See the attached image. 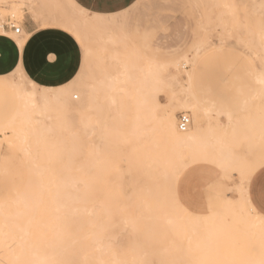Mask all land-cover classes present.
<instances>
[{"label":"bare ground","instance_id":"1","mask_svg":"<svg viewBox=\"0 0 264 264\" xmlns=\"http://www.w3.org/2000/svg\"><path fill=\"white\" fill-rule=\"evenodd\" d=\"M59 3L58 0H14L16 6L11 11L12 17L23 16L22 6L28 5L39 15L43 16L46 11L52 21L58 19L57 10L63 12L64 26L73 30L84 53L81 58L76 55L78 63L72 65L65 80L29 79L18 65L9 78L0 81V89L9 91L6 94L9 118L0 124V136H4L0 141L14 143L27 163L35 164L40 173L27 177L23 190L13 198L0 201V264H152L156 251L166 248L172 249L174 255L167 264H264V209L250 199L247 189L239 196L243 201L239 198L236 204L241 200L239 207L247 205L254 215L252 218L225 198L217 202L215 210L206 214L192 213L182 201L184 187L178 194L174 189L172 193L170 188L163 189L166 197L172 196L177 213L174 214V206L167 201L159 208L155 204L144 209L150 219L166 221L163 226L166 238L156 222L147 223L140 235L138 233L139 236L119 253L110 244L100 243L103 232L111 224L102 223L98 228L88 226L82 234L87 237L89 246L84 248L83 259L78 261L81 244L73 243L78 228L75 219L85 210L88 198L95 191H99V198H107V185L120 183L123 171L131 172L139 163L146 166L147 175L153 176L156 182L162 167L164 179L172 181L169 187L174 188L175 181L190 164H214L208 169L211 172L208 180L213 190H221L224 176L215 172L221 169L226 175L237 171L240 182L249 184L264 163V150L256 152L253 165L233 158L231 140L238 133L234 129L229 131L232 118L229 116L226 124L219 114L209 113L208 106L195 92L194 71L186 72L187 86L167 72L169 64L180 60H185L186 66L187 54L175 60H154L128 46L129 35L122 30L124 23L118 21L122 17L118 12L108 15L94 10L88 15L91 20H87L84 10L90 7L73 6L84 18L76 17L69 22L65 5ZM0 7V33L11 36L13 31L21 48L26 34L21 26L19 33L13 28L12 31L6 29V24L16 25V22L5 23L2 7L6 6ZM110 44V62H106L103 51ZM194 49L199 50V47ZM256 79L264 83V74H257ZM162 88H168L172 94L170 105L162 109V116L158 118L156 95ZM123 97L132 103L130 110ZM177 110L193 113L192 120L190 114L184 112L190 117L184 131L179 129L178 123L176 125ZM78 115L84 119L85 133H97L100 143L85 148L81 174L75 176L72 173L74 149L66 152L62 167H55L53 162L62 153L57 149L66 146L61 143L66 134L72 137L77 134L73 122ZM249 124L251 132L264 130L257 126L260 121L256 118ZM9 132L11 137H5ZM246 138L249 139L248 134ZM118 145L125 147L124 153L119 154V163L112 161L111 176L105 179L100 154L105 151L104 159L109 162L108 153H113ZM29 178L33 183L28 182ZM80 183L87 192L59 190L68 184L78 188ZM52 186L57 190H49ZM63 213L72 214L74 219L68 217L66 222L62 221ZM61 233L52 252L39 246L40 241Z\"/></svg>","mask_w":264,"mask_h":264},{"label":"rangeland","instance_id":"2","mask_svg":"<svg viewBox=\"0 0 264 264\" xmlns=\"http://www.w3.org/2000/svg\"><path fill=\"white\" fill-rule=\"evenodd\" d=\"M58 1H60L59 4L65 5L69 22L76 17L84 18L83 14H79L72 8L73 6L80 7L79 4L69 2L71 0ZM3 5L6 6L2 7L5 23L13 21L17 26L22 27L26 20H32L34 26L39 29L38 36L34 37L37 39V45L34 47L35 59L31 61L27 54L32 34L22 27L23 34H26L23 69L27 77L36 79V76L40 75V82L54 79L65 80L72 65L78 63L76 55L81 58L84 52L83 45L73 30L64 26V18L66 19L63 16L64 13L57 10L58 19L52 21L47 17L46 11L42 16L34 13L28 5H23V16L12 17L11 11L16 6L14 0H0V6ZM94 10L85 9L87 17L85 19L91 20L88 15ZM115 12L122 16L118 18V21L124 23L122 30L129 35L128 46L131 49L135 47L147 56L153 55L155 58L152 59L158 61L175 60L183 54L188 55L186 66L183 64L185 60H180L169 64L167 72L183 86H187L186 72L188 70L195 72L194 89L197 96L208 106L209 113L212 116L219 114L226 124L229 116L232 118L229 131L234 129L238 133L237 137L232 136L231 140L232 150L235 153L233 158L245 160L253 165L257 159L256 152L264 150V130L251 132L249 124L251 119L256 118L260 121L257 126L264 128V83L256 79L257 74H264V0H140L136 4L127 5L124 10ZM111 13V11L107 12L108 15ZM12 33L11 37L15 40ZM196 46L199 50L194 49ZM111 47L110 44L108 49L103 51L106 62H110ZM171 56L175 57L169 59ZM2 93L4 106L0 124L9 118L6 113V105L9 102L6 94H9V91H2ZM171 94L168 88H162L157 92L156 117L161 118L162 109L170 105ZM123 98L130 110L132 103L126 97ZM38 99L40 101V98ZM186 111L193 120L192 111L177 110L176 125L179 115ZM73 128L77 134L75 137L66 134V138L61 140V143L66 146L57 149L62 153L58 155L59 157L57 156L58 158H54L53 163L55 167H62L66 152L74 149L76 156L72 163V173L78 176L81 174L85 148L90 144L100 143V138L97 133L91 135L85 133L84 119L79 115L73 122ZM246 132L249 139L246 138ZM9 136L11 137L10 132L5 137L10 138ZM0 145V166L2 167L4 160L6 162L8 158L11 159V164L13 160L17 162L15 166L10 165L11 168L8 172L6 171V174L0 173V193L15 192L7 197L13 198L20 190H23L27 177L31 175L34 177L35 174L40 173L35 164L32 165L29 161L27 163L26 157L14 143L1 140ZM124 148L118 145L113 153L109 152V162L104 159L107 154L105 151L100 154V164H102L105 179L110 178L111 163L112 161L119 163V154L124 153ZM211 166L214 167V164L210 166L206 163L190 164L181 172L175 181L174 188L169 187L172 181L164 179L162 167L156 175V182L153 176L147 175L146 166L142 167L139 163L131 172L123 171L120 183L107 185V198H99V191H95L94 195L88 198L85 210L77 215L79 218L75 221L78 228L74 234L77 239L73 243L80 242L81 244L78 261L83 259L84 248L89 246L87 237L82 234L88 226L98 228L102 223L111 224L109 229L103 232L100 243L110 244L119 253L140 235L147 223L156 222L161 227L159 230L163 236L166 235L163 227L165 220L150 219L147 210H144L146 206L152 207L155 204L156 208H159L163 202L167 201L170 206H174V214L177 213L172 196L166 197L163 192L164 188H170L171 193L174 189L178 194L179 189L184 187L182 201L195 214H206L215 210L217 202L225 198L237 205V210H241V213L252 218L254 215L246 204L243 206L244 209L239 207L242 200L239 196L243 189H247L250 199L255 200L256 205L264 209V163L257 169L249 184L240 182L241 177L237 171L225 175L219 168L220 170L215 174L224 176L221 190H213L210 187L208 176L211 172L209 173L208 169ZM13 168L16 169L14 173ZM30 181L32 180L29 178L28 182ZM78 185V188H73L69 184L64 185L59 190L86 191L82 183ZM49 190H57V187L52 186ZM239 198L241 200L236 204ZM67 218L74 219L72 214L63 213L61 220L66 222ZM59 237H62V233L52 234L48 239L40 241L39 246L45 248L46 251L48 249L47 252H52ZM171 239L174 241L173 238ZM96 250L99 249L96 248ZM172 252L170 248L163 249L161 252L156 251L151 258L152 264H167L169 259L174 258ZM0 259H2L1 249Z\"/></svg>","mask_w":264,"mask_h":264},{"label":"crops","instance_id":"3","mask_svg":"<svg viewBox=\"0 0 264 264\" xmlns=\"http://www.w3.org/2000/svg\"><path fill=\"white\" fill-rule=\"evenodd\" d=\"M139 1L140 0H113V3H111L110 5H103V6L97 5L94 2V0H71L69 2L79 4V5H84L86 7H90V9L92 8V9L100 10L106 13L109 11L115 13V11L123 10L127 7V5L136 4ZM5 27L8 31L13 30L7 24L5 25ZM22 27L27 32L32 34V37L30 39V44L28 47V54H27L28 55L27 57L32 61L35 59L34 47H36L37 45V41H36L37 39H35L34 37L38 36L37 32L39 31V29L34 26V22L32 20H26L23 23ZM25 43H26V40L23 46L19 48L18 44L16 43L13 37L7 34L0 33V81H4L7 78H9V75L16 69L18 65H20L21 68L23 69L24 53H25V47H26ZM175 56H171L169 57V59ZM149 57L155 58L153 55H149ZM40 77H41L40 75L36 76V79ZM194 81H195V72H194V77H193V83ZM1 89H4V88H1ZM3 93L0 90V117H1L2 110H3V106H4L2 102ZM16 163L17 162H14L13 160L11 164V159L9 158L6 160V162L4 160L2 167L0 166V173L6 174V171L8 172L11 166H15ZM12 170H13L12 171L13 173L14 171H16L15 168H13ZM4 177H6V175H4ZM14 193L15 192L0 193V200L10 197Z\"/></svg>","mask_w":264,"mask_h":264},{"label":"built area","instance_id":"4","mask_svg":"<svg viewBox=\"0 0 264 264\" xmlns=\"http://www.w3.org/2000/svg\"><path fill=\"white\" fill-rule=\"evenodd\" d=\"M9 27L13 28L14 31L16 33H19L20 32V27L19 26H16L15 24L13 23H10V24H7ZM189 123H190V117L188 114L186 113H181L179 115V121H178V127L180 130L184 131L188 128L189 126Z\"/></svg>","mask_w":264,"mask_h":264},{"label":"snow or ice","instance_id":"5","mask_svg":"<svg viewBox=\"0 0 264 264\" xmlns=\"http://www.w3.org/2000/svg\"><path fill=\"white\" fill-rule=\"evenodd\" d=\"M94 2L97 5L103 6V5H110L111 3H113V0H94ZM123 7V6H121ZM52 59H55V57H52Z\"/></svg>","mask_w":264,"mask_h":264}]
</instances>
